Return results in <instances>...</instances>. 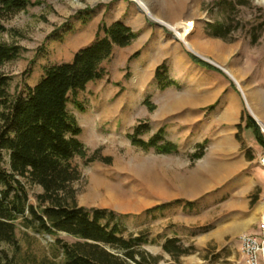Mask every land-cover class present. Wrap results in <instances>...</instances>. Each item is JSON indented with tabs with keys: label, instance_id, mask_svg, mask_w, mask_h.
Returning <instances> with one entry per match:
<instances>
[{
	"label": "rangeland",
	"instance_id": "374dc122",
	"mask_svg": "<svg viewBox=\"0 0 264 264\" xmlns=\"http://www.w3.org/2000/svg\"><path fill=\"white\" fill-rule=\"evenodd\" d=\"M145 1L164 19L176 22L192 18L196 27L189 39L195 42L203 57L224 69L234 70L241 77L250 105L254 106L252 93L256 86L264 83V0ZM116 20L138 31L137 38L129 46H115L112 56L101 66L102 78L69 95L67 109L82 128L79 139L86 150L85 156L73 159L81 175L74 183L75 203L87 209L114 211L116 220L125 229V236L144 237L142 249L159 258L156 264H240L238 237L257 230L264 185V169L260 164L264 147L257 142L253 131L246 132L244 127L239 128L237 135L225 139L213 135L206 138L203 119L212 116L216 105L209 106V116L202 113L203 119L192 123L191 133L176 137L178 149L173 153H160L155 147L143 149L132 143L130 135L140 123L149 125L140 138L147 141L157 132L160 119L157 116L159 105L155 102L169 92L158 87L156 74L141 72L135 58L155 46L159 32L167 38H173L174 34L166 26L151 21L135 0H43L39 5L0 17V25L4 27L0 29V41L21 46L18 57L3 66L10 77L9 99L28 96L30 89L45 76L48 66L74 58L86 42L85 33L94 35L99 24ZM225 29L230 30L225 37L213 35ZM206 39L221 43V59L213 57L212 49L206 52L199 45ZM181 43L190 56L199 54ZM137 52L140 54L135 56ZM224 75L221 79L226 88L235 87L239 91L232 78ZM169 88L175 91L183 88V84L175 82ZM246 99L244 113L248 115ZM151 118L154 119L152 124ZM168 124H177V121ZM223 140L226 141L219 145ZM201 143L205 144L204 154L193 159ZM121 158H126L123 162L126 165H121ZM207 159H212L217 166L236 165L237 168L227 169V175L220 178L201 176L200 165ZM131 160L148 169L150 203L119 209L83 199H87L93 178L98 174L107 183L119 188L122 185V190L129 192L130 182L137 180L130 169ZM4 167L10 169L9 153H5ZM193 178L212 180V184L209 188L193 190ZM21 180L27 188L29 203L37 205V196L43 188L26 178ZM100 191L105 193L106 189L102 187ZM140 192L138 189L134 194ZM160 192L162 196H158ZM163 204L167 206L158 208ZM16 238V245L4 244L16 264H66L57 239L77 240L66 232L52 235L27 227L23 217L16 222ZM170 239H177V245L186 252L178 257L167 252L164 244Z\"/></svg>",
	"mask_w": 264,
	"mask_h": 264
},
{
	"label": "trees",
	"instance_id": "16d2710c",
	"mask_svg": "<svg viewBox=\"0 0 264 264\" xmlns=\"http://www.w3.org/2000/svg\"><path fill=\"white\" fill-rule=\"evenodd\" d=\"M43 0H0V17L25 10ZM264 25V22H263ZM4 28L0 25V29ZM230 30L216 31V37H225ZM103 33V34H102ZM138 31L121 20L99 26L95 41L81 48L71 61L48 66L45 76L28 96L9 99L10 77L3 66L18 57L21 46L0 41V264H16L4 244H17L16 222L23 217L27 227L57 235L66 232L77 240L57 239L64 252L66 264H156L159 258L142 249L143 236H125V229L114 211L87 209L75 203L74 183L80 172L73 164L76 156H85L86 150L79 139L82 128L67 109L69 95L84 90L87 84L103 77L102 64L109 59L115 46L133 43ZM137 52L135 56H138ZM191 57L200 65L222 72L197 55ZM157 78L161 88L174 82L161 70ZM147 103L149 100H146ZM149 127L140 123L130 135L132 143L143 149L155 147L169 154L178 146L165 139L164 129L149 140L140 138ZM246 128L252 129L257 142L264 147L261 127L252 115L246 118ZM204 143L197 147L192 158L203 156ZM5 153L10 155V169L4 167ZM21 178L43 188L37 196V205L29 203L28 191ZM163 204L158 208H164ZM164 249L178 257L186 252L170 239Z\"/></svg>",
	"mask_w": 264,
	"mask_h": 264
},
{
	"label": "crops",
	"instance_id": "0c3cea01",
	"mask_svg": "<svg viewBox=\"0 0 264 264\" xmlns=\"http://www.w3.org/2000/svg\"><path fill=\"white\" fill-rule=\"evenodd\" d=\"M96 34L85 33L83 40L86 42L82 47L92 44L96 39ZM157 37L158 40L155 46L143 50L140 56L135 58V64L141 72H149L154 75L157 74L159 67L163 66L161 72L167 78L174 83L183 84V88L175 91L169 88L172 84L166 88H161L156 75L158 87L165 91L169 89V92L167 91L165 95L157 99L158 102H155L159 105L157 116L160 119V123H157V131L164 129L166 140L176 143V137H184L191 133L192 123L194 125L197 121L202 120L204 116L202 113L209 116L207 111L210 105L212 107L216 105V107H213L211 117L203 119L206 138L213 135L225 139L237 135L239 128L242 127L245 128L246 132L253 131L246 128L247 115L244 113L245 107L243 104L245 96L243 97L235 87L226 88L221 79L225 77L224 72L213 69L207 70L198 65L178 39L174 37L167 38L161 32L158 33ZM206 40L207 42L211 41ZM211 42L213 44L211 54L213 57L221 59V55H219L222 47L221 43ZM136 83H138L137 79ZM255 88L256 91L254 89V93H252L253 107L264 121V83H260ZM160 89L157 88L158 91ZM203 94H206V102H196L195 99ZM249 112L259 124L260 121L251 111ZM152 120L154 119L151 118V124ZM169 121H177V124L169 125ZM225 141H219L218 144H223Z\"/></svg>",
	"mask_w": 264,
	"mask_h": 264
},
{
	"label": "bare ground",
	"instance_id": "6f19581e",
	"mask_svg": "<svg viewBox=\"0 0 264 264\" xmlns=\"http://www.w3.org/2000/svg\"><path fill=\"white\" fill-rule=\"evenodd\" d=\"M138 3V6L140 9H142L147 15H149L151 18H153L156 22H158L160 25L166 26L167 28L171 29L174 34L172 35L174 38L178 39L181 42H184L186 46L191 49L193 52H199V50L196 47V44L193 40L189 39L190 34L195 30L196 23L193 21L192 18H184L180 21L173 22L168 19H164L158 14H156L152 8L149 6V4L145 0H135ZM199 45H202L206 52H209L211 49H213L212 42L207 40L201 41ZM212 52V51H211ZM198 54V55H199ZM202 56V54L200 55ZM203 57V56H202ZM205 58V57H203ZM208 58V57H207ZM206 59V58H205ZM209 60V59H208ZM220 66V65H219ZM233 81H235L240 88V90L243 92L244 96L247 98V104L251 110V112L254 114V116L260 121V123L264 127V121L261 119L260 115L255 111L254 107L250 105V101L248 100V96L246 93V87L242 85L241 83V77L234 72V70H227L225 69ZM206 94H203L195 99L196 102H206ZM130 153V151H128ZM129 155V154H128ZM126 158H121V165H126L125 163ZM131 165V171L136 176L137 180L130 182V188L129 192L122 190V185H120L121 188L111 185L110 183H107V181L104 180L103 176L98 174L96 177L93 178V188H91L89 194L86 197L83 198L85 201L87 200L90 203L98 204V205H105V206H116L119 209H132L137 206L142 207L148 203H150L149 198L147 197L148 187H149V177L150 174L148 172V169L139 163H134L132 160L130 161ZM236 167V165H231L229 167H221L217 166L213 163L212 159H207L203 161L200 165V175H209L213 178H220L221 176L227 175V169L233 171ZM104 171H107L103 169ZM127 180V178H126ZM201 178H193V190H196L197 188H209L211 186L212 180H205ZM104 187L106 189L105 193H102L100 189ZM138 189H141V192L138 194H134L135 191ZM158 196H162L161 192L158 194ZM261 209V205H260ZM253 219V218H252ZM253 221V220H251ZM250 221V224L252 223Z\"/></svg>",
	"mask_w": 264,
	"mask_h": 264
},
{
	"label": "built area",
	"instance_id": "2783aa9c",
	"mask_svg": "<svg viewBox=\"0 0 264 264\" xmlns=\"http://www.w3.org/2000/svg\"><path fill=\"white\" fill-rule=\"evenodd\" d=\"M261 131L264 127L260 124ZM264 169V155L260 158ZM261 210L256 221L257 230L245 232L238 237L241 250L240 264H264V185L260 196Z\"/></svg>",
	"mask_w": 264,
	"mask_h": 264
},
{
	"label": "water",
	"instance_id": "95a60500",
	"mask_svg": "<svg viewBox=\"0 0 264 264\" xmlns=\"http://www.w3.org/2000/svg\"><path fill=\"white\" fill-rule=\"evenodd\" d=\"M149 18L151 19V21H155L153 18H151L150 16H149ZM193 52V51H192ZM194 53V52H193ZM195 55H197V56H199L200 58H202V59H204V60H206V61H208V62H210V63H212L213 65H215V66H217V67H219V68H221L226 74H228L229 75V73L224 69V68H222L221 66H219L218 64H216L214 61H212V60H208V59H205V58H203V57H201L200 55H198V54H196V53H194ZM230 76V75H229ZM235 82V81H234ZM235 84L237 85V83L235 82ZM237 87H238V85H237ZM238 89H239V91L243 94V92L240 90V88L238 87ZM244 95V94H243ZM250 109V108H249ZM251 111V110H250ZM259 124H261V123H259Z\"/></svg>",
	"mask_w": 264,
	"mask_h": 264
}]
</instances>
